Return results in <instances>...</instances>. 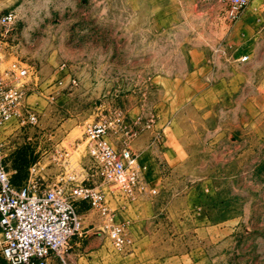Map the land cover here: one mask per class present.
Segmentation results:
<instances>
[{
	"label": "rangeland",
	"instance_id": "374dc122",
	"mask_svg": "<svg viewBox=\"0 0 264 264\" xmlns=\"http://www.w3.org/2000/svg\"><path fill=\"white\" fill-rule=\"evenodd\" d=\"M227 1L0 0L15 16L0 72L29 67L37 117L0 128L11 183L71 175L105 195L107 216L79 206L68 264H264V0L233 19ZM98 121L145 190L100 176L84 138Z\"/></svg>",
	"mask_w": 264,
	"mask_h": 264
},
{
	"label": "built area",
	"instance_id": "2783aa9c",
	"mask_svg": "<svg viewBox=\"0 0 264 264\" xmlns=\"http://www.w3.org/2000/svg\"><path fill=\"white\" fill-rule=\"evenodd\" d=\"M248 2L228 0L225 14L232 19L238 17ZM14 17L12 12L5 13L0 23L8 26ZM247 59L248 56H243L241 61ZM64 67L61 63L59 69ZM27 76L29 67L17 61L10 62L3 74L0 72V128L13 119L22 124L37 121L33 109L23 105L27 89L19 82ZM84 138L88 155L104 180L128 194L135 188L145 190L135 156L127 148L115 150L111 146L104 122L90 124ZM37 163L29 169L30 174ZM72 179L71 175L65 179L61 176L56 183L43 184L37 177H29L26 183L13 185L3 164L0 139V264H51L53 256L60 264H68L66 255L71 240L83 231L77 204L83 201L98 214H108L105 195L99 188L72 184ZM109 236L115 246H123L124 236L118 224L109 227Z\"/></svg>",
	"mask_w": 264,
	"mask_h": 264
},
{
	"label": "crops",
	"instance_id": "0c3cea01",
	"mask_svg": "<svg viewBox=\"0 0 264 264\" xmlns=\"http://www.w3.org/2000/svg\"><path fill=\"white\" fill-rule=\"evenodd\" d=\"M135 158H136V161L138 162L139 166H141L142 163L139 161V159L137 158V156H135ZM146 166H147V165H146ZM147 167H148V166H147ZM147 167H146V168H147ZM82 203L88 205L86 202H83V201H82V202H79V203L77 204L78 211H79V206H80ZM51 264H58V260H57L54 256L51 258Z\"/></svg>",
	"mask_w": 264,
	"mask_h": 264
}]
</instances>
